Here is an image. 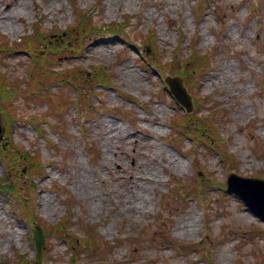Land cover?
<instances>
[{
  "label": "rangeland",
  "instance_id": "obj_1",
  "mask_svg": "<svg viewBox=\"0 0 264 264\" xmlns=\"http://www.w3.org/2000/svg\"><path fill=\"white\" fill-rule=\"evenodd\" d=\"M7 1L0 0V7ZM18 1L27 7L14 20L18 33L5 27L0 15V33L11 42L32 32L35 23H41L47 31L54 26L63 30L74 21L68 0ZM201 1L101 0L100 6V0H76L80 8L95 15L100 25L133 17L127 37H102L91 43L82 57L55 58L52 67L89 71L92 66H104L114 74L116 88L96 86L87 96V107L93 112L85 128L78 123L74 106L64 105L62 118H58L46 117L49 111L45 99L28 103L15 100L11 104L23 118L12 123L11 140L30 152L39 150L42 161L48 164L46 175L35 179L39 216L52 225L70 217L68 232L73 238L82 236L78 224L83 222L97 227L104 240L118 241L106 257L109 263L264 264V222L237 197L220 190L234 166L221 162L215 153L219 146L210 138H196L203 147L197 150L200 166L194 165L191 140L172 137L170 122L173 119L175 123L174 118L184 111L163 90L162 78L167 74L147 70L142 64L145 58L161 59L168 66L176 59L184 64L194 40L200 52L216 48L212 72L197 82L199 105L189 123L196 114L204 116L212 109L218 110L223 115L218 130L237 159L233 172L244 177L261 175L264 179V0ZM151 31L155 34L154 44L146 41ZM35 51L45 54V48ZM31 61L29 54H10L2 70L17 80L28 81ZM88 83L93 86L92 81ZM66 89L70 99H77L73 86ZM43 91L52 95L60 92L54 78L42 84L39 94ZM52 123L61 125L56 128ZM115 127L121 129L119 136L110 133ZM40 128L43 136L39 135ZM170 138H177L181 146H170ZM88 141L101 151L95 164L85 152ZM169 155L174 161L168 159ZM209 171L213 180L209 179L207 186L212 183L214 188L206 189L204 202L197 198L183 202L168 189L172 175L182 178L185 186H195L198 177ZM136 172L144 176L132 186L129 177ZM63 187L75 199L71 211L56 192V188ZM138 192L146 203L137 202L134 210H128L126 203H131ZM167 230L171 237L194 244L195 250L177 254L161 245L159 238ZM32 231L33 224L19 219L10 199L0 195V264L14 262L20 255L33 260ZM71 260L64 238L46 240L42 264H70ZM76 260V264H93L83 255L76 256Z\"/></svg>",
  "mask_w": 264,
  "mask_h": 264
},
{
  "label": "water",
  "instance_id": "obj_2",
  "mask_svg": "<svg viewBox=\"0 0 264 264\" xmlns=\"http://www.w3.org/2000/svg\"><path fill=\"white\" fill-rule=\"evenodd\" d=\"M172 83H175V85H172ZM172 83L171 89L176 94L178 100L185 105L188 110H191L192 105L189 97L186 95L183 85H177L176 81H173ZM3 133L4 125L0 115V139H2ZM229 189L238 193L257 215L264 218V182L254 179H240L231 175ZM34 239L37 252L35 264H41V249L44 245V235L39 227H36Z\"/></svg>",
  "mask_w": 264,
  "mask_h": 264
},
{
  "label": "trees",
  "instance_id": "obj_3",
  "mask_svg": "<svg viewBox=\"0 0 264 264\" xmlns=\"http://www.w3.org/2000/svg\"><path fill=\"white\" fill-rule=\"evenodd\" d=\"M84 15L85 14H83L82 12L77 13L76 26L70 30L71 34L76 33L74 36H76L77 40L80 42L89 35V33L91 32L90 28H93L92 24L89 25L90 22L88 19L86 20ZM6 46H7V43L4 41V39L0 38V49ZM8 91H9V85L7 81L4 79H1L0 80V95L2 97L7 98V100H10V98L7 97ZM3 156H4V162L10 165V168L13 169L14 171H17L18 169H20L22 165L27 164L29 171H31L33 175L34 174L40 175V172L38 171V169L40 168L39 167L40 161H39L38 156H35V157L27 156L26 153L24 152L23 153L20 152V154L19 153L16 154L15 158L13 157L7 158V156H5V152L3 153ZM12 180L18 181L16 178V175H14V178ZM14 184L15 185L12 186L10 184L9 179H7L6 185H2L1 188L5 190L4 191L5 193L7 192L13 193L16 190L17 182H15Z\"/></svg>",
  "mask_w": 264,
  "mask_h": 264
},
{
  "label": "bare ground",
  "instance_id": "obj_4",
  "mask_svg": "<svg viewBox=\"0 0 264 264\" xmlns=\"http://www.w3.org/2000/svg\"><path fill=\"white\" fill-rule=\"evenodd\" d=\"M27 7L23 1H18V0H9L7 1L3 7H0V15H1V23L10 29H13V32L18 33L19 29L16 28L14 25V20L15 18H19L21 13L26 11ZM111 135L114 136H119L121 134V129L115 127L114 129H110ZM162 150H159L161 152ZM168 159L174 161V157L172 155L168 156ZM143 174L140 172H136L133 176H130L129 179L132 182V186L135 185V183L143 178ZM137 202L139 205H144L146 203V199L143 196V194H140L139 192L136 193V195H133L132 201L130 203H126V208L128 210H134L137 207Z\"/></svg>",
  "mask_w": 264,
  "mask_h": 264
}]
</instances>
